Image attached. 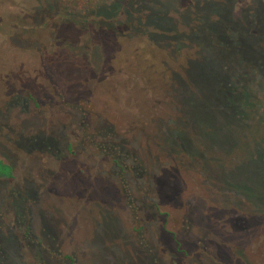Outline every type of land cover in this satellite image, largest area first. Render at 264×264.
<instances>
[{"label":"rangeland","instance_id":"rangeland-1","mask_svg":"<svg viewBox=\"0 0 264 264\" xmlns=\"http://www.w3.org/2000/svg\"><path fill=\"white\" fill-rule=\"evenodd\" d=\"M0 156V264H264V0H0Z\"/></svg>","mask_w":264,"mask_h":264},{"label":"trees","instance_id":"trees-1","mask_svg":"<svg viewBox=\"0 0 264 264\" xmlns=\"http://www.w3.org/2000/svg\"><path fill=\"white\" fill-rule=\"evenodd\" d=\"M73 9L75 10H88L89 8L96 6L98 4V2H100L101 0H65ZM228 41V40H227ZM237 52L234 51L233 52V56H236ZM237 73V72H236ZM178 83L181 82L184 84H186V81H181L180 79H178ZM188 84L190 85V82H188ZM191 86V85H190ZM247 98L245 100V102H247ZM110 127V126H109ZM108 127V128H109ZM33 143L32 140H30V144ZM14 176V169L13 166L11 165V163H9L8 161H6L5 159H3L0 156V178H5V179H9L12 178Z\"/></svg>","mask_w":264,"mask_h":264}]
</instances>
